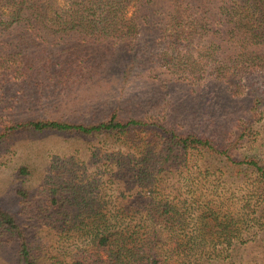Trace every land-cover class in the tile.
Listing matches in <instances>:
<instances>
[{"label":"rangeland","instance_id":"rangeland-1","mask_svg":"<svg viewBox=\"0 0 264 264\" xmlns=\"http://www.w3.org/2000/svg\"><path fill=\"white\" fill-rule=\"evenodd\" d=\"M89 2L23 0V6H18L20 18L41 21L39 36L32 34L30 40L29 31L12 25L0 31V54L14 53L11 64L0 59V207L18 219L37 264H50V257L55 256L62 260L60 264L68 261L63 255L67 244L42 218L46 206L42 188L65 169L69 176L80 172L82 177L96 179L106 159L134 163L139 149L160 148L157 126L205 138L219 149L227 148L234 160L253 158L264 163L263 72L251 70L242 75L233 94L227 82L206 76L196 58L210 39L202 32L186 40L173 39L171 0L120 3L122 22H130L135 29L122 32L125 36L118 40L81 41L75 35L82 29L70 24L59 34L63 40L54 41L58 35L48 31H58L57 22H62L56 20L55 27L54 16L67 20L70 10L89 9ZM13 4L0 0V21H12ZM179 9L184 12V31L202 16L186 2ZM18 34L23 35L17 38ZM177 53L184 56L176 60ZM187 63L191 64L185 67ZM192 65L198 66L195 79L185 76ZM110 113L143 125L123 135L3 132L10 125L37 120L96 124ZM189 155L195 169L212 171L219 163L226 167L197 152ZM225 170V185L236 196L251 185L253 175L238 167ZM149 174L154 177V171L147 168ZM261 256L260 247L253 245L218 264H260ZM0 264H17L16 246L5 235L0 236Z\"/></svg>","mask_w":264,"mask_h":264},{"label":"trees","instance_id":"trees-1","mask_svg":"<svg viewBox=\"0 0 264 264\" xmlns=\"http://www.w3.org/2000/svg\"><path fill=\"white\" fill-rule=\"evenodd\" d=\"M123 1L90 0L89 9H72L67 20L54 16L52 23L61 27L48 32L58 35L54 41L63 40L59 35L62 28L75 24L82 29L75 35L81 41L118 40L135 29L120 18L119 4ZM12 2V21H0V31L12 25L29 31L30 40L39 36L41 21L20 18L18 6H23V0ZM183 2L202 15L198 22L188 23L186 31L182 29L184 12L179 9ZM170 11L173 39L207 34L210 41L196 58L202 62L199 67L206 76L227 82L232 94L242 75L251 70L264 73V0H171ZM56 20L61 24L56 25ZM36 39L41 41V37ZM13 56L0 54V59L11 64ZM183 56L177 53L174 58ZM197 68L192 65L185 76L195 79ZM142 125L110 113L96 124L37 120L10 125L3 132L28 129L80 136L123 135ZM156 129L160 148L139 149L134 163L106 159L96 179L82 177L80 172L69 176L64 168L42 188L46 205L42 218L67 244L65 264H218L233 252L253 245L260 247V264H264V163L253 158L234 160L227 148L219 149L205 138L177 134L161 126ZM191 152L209 156L226 167L218 162L212 171L195 169ZM235 167L253 175L251 185L239 196L226 187L223 173ZM147 168L154 171V177L147 175ZM1 235L14 242L17 264H37L18 219L0 207ZM50 259V264H60L58 256Z\"/></svg>","mask_w":264,"mask_h":264}]
</instances>
